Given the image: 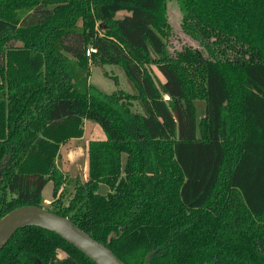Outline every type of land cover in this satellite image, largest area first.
I'll return each instance as SVG.
<instances>
[{"label":"trees","instance_id":"16d2710c","mask_svg":"<svg viewBox=\"0 0 264 264\" xmlns=\"http://www.w3.org/2000/svg\"><path fill=\"white\" fill-rule=\"evenodd\" d=\"M166 1L0 0V218L44 209L50 182L44 210L123 264L149 251V264H264V0H180L197 46L171 52ZM89 64L118 67L134 93L87 84ZM83 120L104 137L87 142L86 179L62 205L55 159ZM0 264L96 263L31 226Z\"/></svg>","mask_w":264,"mask_h":264},{"label":"rangeland","instance_id":"374dc122","mask_svg":"<svg viewBox=\"0 0 264 264\" xmlns=\"http://www.w3.org/2000/svg\"><path fill=\"white\" fill-rule=\"evenodd\" d=\"M178 3H180V0L166 1V19L172 29V36L169 38L167 43L169 52L178 49L181 45H188L192 47L197 46L193 40L181 32V15ZM124 15H127V13L118 12L115 17L121 18ZM148 68L153 77H157L159 81L163 80L154 66H149ZM88 74L87 84L97 88L102 93L110 94L115 90L134 93L133 87L126 80L121 69L116 66H97L95 64H89ZM104 74H106L107 77L104 76ZM113 78H115L116 82L113 81ZM202 109V102L196 101L195 114L197 118L200 116ZM133 110H141L138 103H134ZM82 127V138L79 140L68 141L63 144L60 153H58L57 158L55 159V166L64 177L63 184L58 192L62 205L66 204L67 200L71 197L75 183H82L86 179L85 150L87 142L91 140H103L104 137L99 127L91 121L82 123ZM107 192L108 189L105 185L98 186V194L104 195ZM41 196L47 200V202H42V207L44 209H50L53 204L52 201L54 200L51 197L50 183H47L43 187ZM57 256L62 257L64 256V253L57 250Z\"/></svg>","mask_w":264,"mask_h":264},{"label":"water","instance_id":"95a60500","mask_svg":"<svg viewBox=\"0 0 264 264\" xmlns=\"http://www.w3.org/2000/svg\"><path fill=\"white\" fill-rule=\"evenodd\" d=\"M31 226L54 232L96 264H123L103 244L72 226L67 218L32 205L16 208L0 218V248L15 230ZM152 255L153 251L147 252L141 264H149Z\"/></svg>","mask_w":264,"mask_h":264},{"label":"crops","instance_id":"0c3cea01","mask_svg":"<svg viewBox=\"0 0 264 264\" xmlns=\"http://www.w3.org/2000/svg\"><path fill=\"white\" fill-rule=\"evenodd\" d=\"M86 121H88V120H83L82 122L84 123V122H86ZM83 136V135H82ZM82 138V137H81ZM81 138H79V139H81ZM79 139H70V140H68V141H73V140H79ZM67 141V142H68ZM65 144V143H64ZM63 146V144L62 145H60L59 146V150H58V153H60V150H61V147ZM121 163H124V157L122 156L121 157ZM86 165H87V161H86V150H85V167H86ZM47 183H50V182H47ZM46 183V184H47ZM45 184V185H46ZM51 184V183H50ZM51 187H52V185H51ZM42 202H47V200L46 199H44L43 197H42Z\"/></svg>","mask_w":264,"mask_h":264},{"label":"built area","instance_id":"2783aa9c","mask_svg":"<svg viewBox=\"0 0 264 264\" xmlns=\"http://www.w3.org/2000/svg\"><path fill=\"white\" fill-rule=\"evenodd\" d=\"M94 53H95V50L94 49L87 48L86 51H85V56L86 57H89L90 54H94Z\"/></svg>","mask_w":264,"mask_h":264}]
</instances>
